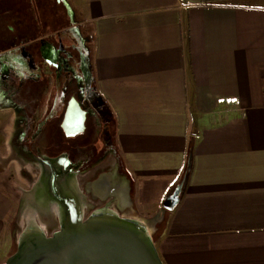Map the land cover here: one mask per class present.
Listing matches in <instances>:
<instances>
[{"label": "crops", "instance_id": "1", "mask_svg": "<svg viewBox=\"0 0 264 264\" xmlns=\"http://www.w3.org/2000/svg\"><path fill=\"white\" fill-rule=\"evenodd\" d=\"M22 1L0 0V86L15 82L13 100L21 108L19 114L0 107V264L17 246L14 212L28 203L19 200L22 190H11L12 168H42L38 181L43 203L51 199L48 212L58 214L54 189L76 193L68 183L58 186L65 169L54 168L55 150L22 157L24 165L13 159L4 165L19 119L28 124L18 140L26 156L22 144L34 151L40 134L57 141L72 101L85 124L88 110L102 126L107 119L68 90L61 105L52 102L53 49L37 42H57V21L48 17L53 30L25 42ZM81 12L78 27L89 45L94 86L116 136L112 167L89 184L92 196L114 201L100 208L155 220L163 264H264V0H86ZM31 85L33 94L24 95ZM183 179L179 203L165 209Z\"/></svg>", "mask_w": 264, "mask_h": 264}, {"label": "rangeland", "instance_id": "2", "mask_svg": "<svg viewBox=\"0 0 264 264\" xmlns=\"http://www.w3.org/2000/svg\"><path fill=\"white\" fill-rule=\"evenodd\" d=\"M85 3L86 0H55V10H54L55 12L53 13L47 12L41 5L37 6L36 7L37 15L41 16V18L44 16L51 18V15L53 14V20L54 22L57 21V25H58L57 29L59 32L57 34L59 37H55L57 42L55 41L54 37L52 38L50 37L41 41L40 44L41 43L43 44L45 50L48 48L53 49L52 50L53 55L50 56L54 64L57 66V70L55 71L54 78H56V80L54 83V88L51 93L52 98L50 99L52 100V102L55 103V106L57 107L58 105L62 104L63 96L66 94L68 90L69 97L70 96H74L75 98L78 97L81 101H83V104L89 105L93 109L98 110L99 113L104 114L107 117V119H105L104 126H102V123L99 117L96 115V113L94 111L88 110L89 113L87 117V124H85L84 122L85 129L82 131L83 133L80 137L75 139L72 138L68 140L67 138L64 137L61 131L57 141L52 143L50 139L48 140L47 135L40 134L39 136L41 138L39 139V136H37V142L35 144L34 151L30 149L28 150L22 144L27 154H29L28 156H26L23 153L24 151L21 149V144L18 140L19 137L21 136L24 137V133L27 130L28 124H25V118L19 119L17 125L19 131L17 132L16 139L13 145L11 146L12 148L11 149L12 151L10 152L11 156L10 159H8L4 164L5 166H7L9 164V161L13 159L18 162H21L24 165V161L22 160V157L30 158V155L35 157L34 155L35 152L37 157L38 154H40V152L41 154H45V152L49 150L51 151L55 150V155L61 154L63 151H68L67 147H69L68 146L69 142L71 143L74 142V145L81 146V149L84 147L89 148L92 145L94 148L96 145L97 151L98 150L102 151L104 149L103 152L105 158H103V161L100 164L97 162L96 164L92 165V163L89 162V164H86L87 166L84 165L83 168H87L88 166L92 165L91 167L93 168H91V170L88 173H86L87 171L84 173L83 172L79 173L78 171H76L77 174L76 177L78 182V184L76 185V191H79L77 196H80L77 198L81 200V204H80L82 208L81 212L84 219L89 217L91 214L95 212V210H98L100 207H105L108 204H114L113 200H109V199L103 200L97 196H95V199L98 200H95L94 196H92V193L90 191L91 189L89 184L93 176L97 178L99 172L100 173L105 172L106 170H109L110 167H112L110 162L111 159L115 157V154L112 153V151H114V148L110 145H114V142L116 140V136L112 129V123H113L112 115L107 109H105L104 102L101 100V97H99L96 86H94L92 62L90 60L91 55L88 53L89 45H87L83 37L84 30L78 27V24H80L78 23V21L81 20L82 18L83 13L81 11L85 8ZM47 26L48 25L46 23H40L38 24V26L36 25L35 29L39 28V30H42V28H45L46 31L48 28ZM70 34L73 35L74 39L77 41L76 43L72 38L69 37ZM52 43L55 44L56 49L51 47ZM51 59L49 58L48 60ZM41 60L44 61L43 57ZM34 61H36V59L32 58L33 63ZM38 61L40 62V60ZM14 83L15 82L13 81V85L7 88L0 86V107H5V106L15 107L16 111L20 114L21 108L13 100L15 98V92L18 91L19 89L17 86L14 87ZM32 88L35 87L31 85L25 88L23 90V94L28 96L32 95L33 94ZM89 106L85 108L89 109L90 108ZM22 131L24 133H21ZM1 137L2 138L0 141H3L5 135L1 133ZM60 144L63 145L60 147L59 146ZM37 145H40V149H38L39 147H37ZM74 158L77 159L84 158V155L75 152ZM55 161L56 162H53L54 168L61 169V166L63 167V165H61L59 161L57 160ZM32 165H33L32 166L33 172H30L27 166H22V170H18V172L13 170L12 168L10 175H13V178H16L15 176H17V180L14 181L15 186H13V189L11 190L14 191V194H17L19 189L22 190L23 194L18 193V194H22V196H19V200L21 201V199L23 198V200H27L28 202L27 204L31 206H35V205L38 206L37 210H39L38 214L40 217L38 215L37 216L39 217V220L40 218L42 220H45V224H46V228L43 229L42 231H44L45 234L50 236L60 229L59 219L57 214L54 213L53 215V213H51L50 211L49 212L44 211L41 207H39L36 199L33 197L32 191L36 190L38 187L44 189V185L38 181L43 173L42 168L40 166L39 167L36 165L34 166V164ZM68 165L66 167H63V169L69 170ZM71 167L76 168V166L74 167L73 165H71ZM44 169L48 170L47 167L45 166ZM15 191H17V193H15ZM19 206L20 208L16 209L13 218L14 221L13 229L15 231L13 233L14 236H16L17 240H19L20 237L23 235V233L26 231L27 226H30V223H28V218H26L27 221H23L22 219L23 212L21 210V203ZM119 212H120L119 213L120 216H124V217L126 216V218L130 216V214H127L125 212L123 213L121 209H119ZM38 217H35L34 221L39 223L40 221L37 220ZM146 221H148V224L150 225L149 226L150 230L148 231V235L155 243L156 237L154 233L157 232L158 223L155 225V220H154L153 221L154 224L152 223L153 224L152 225L149 219H146ZM17 246H18V242H17ZM17 246L15 248V251L17 250Z\"/></svg>", "mask_w": 264, "mask_h": 264}, {"label": "water", "instance_id": "3", "mask_svg": "<svg viewBox=\"0 0 264 264\" xmlns=\"http://www.w3.org/2000/svg\"><path fill=\"white\" fill-rule=\"evenodd\" d=\"M84 114L82 111L81 126L71 136L85 129ZM183 188L184 179L166 197L165 209L175 208ZM74 196V208L70 209L65 200L61 207L60 229L50 236L42 230H26L6 264H163L154 241L130 223L131 219L116 214L118 220L107 223L95 216L105 211L115 213L107 208L95 210L84 219L81 200Z\"/></svg>", "mask_w": 264, "mask_h": 264}, {"label": "bare ground", "instance_id": "4", "mask_svg": "<svg viewBox=\"0 0 264 264\" xmlns=\"http://www.w3.org/2000/svg\"><path fill=\"white\" fill-rule=\"evenodd\" d=\"M80 115H81L80 109L78 107L77 102L72 101L70 109H69L68 114H67V120L65 122V126L68 129L69 134L75 133L76 130L81 126V120L82 119H81ZM72 121H74L75 124H72L71 123ZM60 159L62 160L60 162L61 165H63V167H66L68 165L66 158L64 156H62ZM63 167L61 166V168H63ZM63 172H64L63 177L61 179H59L58 186L61 189L64 188V184L62 183V182H64V183H68L72 187H76V185L78 184L76 175L73 173H70V170H64ZM60 173H62V172L60 171ZM41 180H42V178L40 177V181ZM38 189H40V192L37 191ZM41 191L42 190L40 187L37 188L34 192H32L33 197L36 199V201L39 203V205L42 209L47 210L46 209L47 207H49L51 209V205H52L50 203L51 199H45V202H46L45 204L50 203L49 206L45 205L42 201L45 197L43 195H41L43 193ZM78 192L79 191H76V196L78 195ZM77 197H80V196H77ZM36 201H34V202H36ZM107 209H109V208H107ZM54 211L55 212L57 211V213H58L57 215L61 216L60 209H55ZM111 211H113V210H111ZM114 212H115L114 214L109 213L107 211L100 212V213H97L95 216L98 218H103L104 221H106L107 223H111V222H115L118 220V216L116 214H119V213H117L116 211H114ZM37 215L39 216L38 211L36 210V208L34 206H31L29 204L25 205L22 219H23V221H27L26 218H28V223H30V226H27L26 230L30 229L31 231H35V230H43L46 228L45 220H42L41 218L39 220L40 216L38 217ZM35 217H38V219L37 218L36 219L40 221L39 223L34 221ZM120 218H122V217H120ZM128 218L131 219V221H132L130 223H133L137 226V229H141V231L144 234H148V231L150 230V228H149L150 225L148 224V221H146L144 219H138V217L137 218L128 217ZM125 222H126V220H125ZM126 225H129V224H126Z\"/></svg>", "mask_w": 264, "mask_h": 264}, {"label": "flooded vegetation", "instance_id": "5", "mask_svg": "<svg viewBox=\"0 0 264 264\" xmlns=\"http://www.w3.org/2000/svg\"><path fill=\"white\" fill-rule=\"evenodd\" d=\"M71 103L72 102H70V104H69V109H70V106H71ZM69 109L67 108L66 110H65V116H66V114L68 113V111H69ZM64 122V121H63ZM63 122H62V124H63ZM62 133H63V135H64V137L65 138H67L68 140H70V139H72V138H78V137H80L81 135H82V133L83 132H81V133H78V134H76V135H74V136H71V134L69 135V131H68V129L66 128V126L63 124V129H62ZM59 136H60V134H59ZM63 144H60L59 146L61 147ZM68 146L69 147H67V149H68V151H63L61 154H59L60 156H59V162H61L62 160L60 159L61 158V156L62 155H65L64 157L66 158V160H68L69 161V165H68V168H69V170H70V173H75L76 174V171H78L79 173H84V172H86V173H88L90 170H91V168H93V167H91L93 164H96L97 162L100 164L101 163V161L99 162V160H101V158L104 156V149L102 150V151H97V147H96V145H95V148L93 147V145L92 146H90L89 148H87V147H84V148H82L81 149V146H79V145H74V142H69L68 143ZM59 149H61V148H59ZM77 149V150H76ZM75 152H77V153H80V154H83L84 155V158H74V154H75ZM76 162H75V161ZM89 162H91L92 163V165L91 166H88L87 168H83L84 167V165H86V164H89ZM98 164V165H99ZM71 165H73L74 167L76 166V168H72L71 167ZM97 165V166H98ZM87 166V165H86ZM100 172L98 173V176H97V178L100 176ZM76 176H77V174H76ZM96 178H95V176H93L92 178H91V180H90V182L92 181H94ZM86 191V190H85ZM51 193H53V196H55L58 200H60L61 202H62V199H63V204H61V202H60V205H59V209H60V211H61V207L64 205V200L66 201V202H68V206H69V208L71 209V207H75L74 206V204H72V203H77V200H76V198H75V196H71V195H69V193L67 194H65V193H63L61 190L58 192V190H53ZM75 195H76V193H75ZM67 197V198H66ZM94 199H95V197H94ZM95 200H98V199H95ZM71 205V206H70ZM47 210L48 209H50L49 207H47L46 208ZM93 209V208H92ZM44 211H47V210H45V209H43ZM53 215H54V213H53ZM58 216V219H59V223L61 222L60 221V215H57ZM89 216V215H88ZM61 226V225H60Z\"/></svg>", "mask_w": 264, "mask_h": 264}, {"label": "trees", "instance_id": "6", "mask_svg": "<svg viewBox=\"0 0 264 264\" xmlns=\"http://www.w3.org/2000/svg\"><path fill=\"white\" fill-rule=\"evenodd\" d=\"M24 0L22 1L24 4H26L25 6V13L27 15L28 18V32H25L24 36L23 34L22 37H24L25 42H30L31 40H35V38L38 37V35L42 34V33H47L48 31L53 30V23L51 21V19L53 18V14L51 15V19H49L48 17H42L37 15V11H36V7L41 5L47 12L53 13L55 12V0ZM42 19L41 22H39V20ZM38 20V21H35ZM40 23H46L48 26L47 30L45 31V28H42V30H39V28L35 29L36 25L38 26V24ZM41 28V27H40ZM21 37V36H20ZM23 39V40H24ZM23 42V41H21ZM16 44V43H15ZM35 43H30L27 46H34ZM42 44V43H41ZM40 42H37V46L41 45ZM31 57V56H30ZM192 148L189 150V160L184 172V177L187 178L188 174L190 173V169H191V164H192Z\"/></svg>", "mask_w": 264, "mask_h": 264}, {"label": "built area", "instance_id": "7", "mask_svg": "<svg viewBox=\"0 0 264 264\" xmlns=\"http://www.w3.org/2000/svg\"><path fill=\"white\" fill-rule=\"evenodd\" d=\"M99 209H102V208H99Z\"/></svg>", "mask_w": 264, "mask_h": 264}]
</instances>
